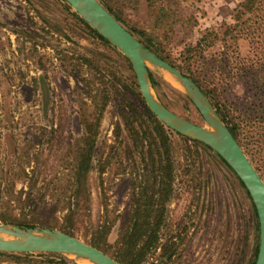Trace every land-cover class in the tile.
<instances>
[{"label": "rangeland", "instance_id": "374dc122", "mask_svg": "<svg viewBox=\"0 0 264 264\" xmlns=\"http://www.w3.org/2000/svg\"><path fill=\"white\" fill-rule=\"evenodd\" d=\"M241 1L193 0V17L177 27L166 47V61L179 69L187 46L208 30L220 32L224 22L233 23ZM131 19L144 23L148 18L141 11ZM82 21L65 0H0V213L8 210L9 216L30 225L0 223L57 230L65 223L67 211L62 207L71 193L76 144L85 132L82 119L94 111L87 92L95 91L85 80L99 88L101 78L119 91H112L101 117L95 167L88 178L90 201L77 223L76 237L89 243L99 226L111 225L108 243L113 245L128 224L133 190L130 168H125L131 161L125 157V146L131 140L122 109L132 106L143 111V105L128 58L92 35ZM134 35L147 46L138 33ZM247 48L243 43L242 51ZM150 70L155 92L166 107L207 126L169 74L152 66ZM233 94L240 101L247 98L241 87ZM170 137L176 166L174 193L167 203L161 245L152 259L156 264H251L259 245V221L246 187L212 149L174 131ZM164 245L171 246L166 255ZM112 250L102 251L112 256ZM30 254L0 255V264H82L63 254Z\"/></svg>", "mask_w": 264, "mask_h": 264}, {"label": "trees", "instance_id": "16d2710c", "mask_svg": "<svg viewBox=\"0 0 264 264\" xmlns=\"http://www.w3.org/2000/svg\"><path fill=\"white\" fill-rule=\"evenodd\" d=\"M100 1L124 26H128L133 34L138 33L147 46L165 60L169 57L166 54L167 44L176 35L177 27L190 23L193 17L190 13L193 0ZM141 11L146 13L149 26L144 25L146 22H134L131 19V15ZM233 18V23L224 22L221 25L220 32L208 30L197 43L187 46L180 58L179 69L202 90L264 178V0L241 1ZM82 22L92 35L110 44L87 22ZM243 43L247 44L246 51H242ZM84 61L91 63L87 59ZM150 78L156 87L151 73ZM99 81V88H94L92 81L85 80L88 88L95 91V94L87 92L93 100L94 111L82 119L85 132L76 144L69 179L71 193L65 196L62 207L67 212L60 230L74 236L78 231L77 223L82 221L90 201L88 178L95 167L93 158L101 117L112 91H119L114 83L107 86L101 78ZM237 87L245 90V101L232 98ZM139 97L143 111L132 106L128 110L122 109L131 140L125 146V157L128 162L131 160L125 168H130L133 187L128 224L119 230L113 245L108 243L111 225L99 226L89 243L101 250L111 247L112 256L123 264H156L152 256L161 245L167 203L174 193L176 166L170 137L172 130L151 112L140 93ZM116 135H120L119 127ZM105 167H101V173L105 172ZM2 172L0 168V185ZM254 209L258 218L255 206ZM0 221L30 225L9 216L8 210L0 213ZM170 249L171 246L164 245L163 255ZM257 254L258 246L251 264H255ZM0 255L20 257L31 254L0 251Z\"/></svg>", "mask_w": 264, "mask_h": 264}, {"label": "water", "instance_id": "95a60500", "mask_svg": "<svg viewBox=\"0 0 264 264\" xmlns=\"http://www.w3.org/2000/svg\"><path fill=\"white\" fill-rule=\"evenodd\" d=\"M78 16L106 38L130 61L142 97L151 112L170 130L195 139L215 151L245 185L256 208L259 245L255 264H264V179L219 117L196 83L170 62L142 43L100 0H65ZM150 66L166 72L186 93L204 118L202 126L178 115L158 98L150 78ZM0 251L11 253H56L94 264H123L84 240L57 229L23 228L0 223Z\"/></svg>", "mask_w": 264, "mask_h": 264}, {"label": "bare ground", "instance_id": "6f19581e", "mask_svg": "<svg viewBox=\"0 0 264 264\" xmlns=\"http://www.w3.org/2000/svg\"><path fill=\"white\" fill-rule=\"evenodd\" d=\"M81 263H82V264H94V263H92V262H90V261H88V260H82Z\"/></svg>", "mask_w": 264, "mask_h": 264}]
</instances>
